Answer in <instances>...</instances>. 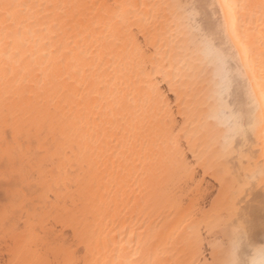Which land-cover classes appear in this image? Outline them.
Returning <instances> with one entry per match:
<instances>
[{
  "label": "snow or ice",
  "instance_id": "snow-or-ice-1",
  "mask_svg": "<svg viewBox=\"0 0 264 264\" xmlns=\"http://www.w3.org/2000/svg\"><path fill=\"white\" fill-rule=\"evenodd\" d=\"M257 184L264 0H0V264H264Z\"/></svg>",
  "mask_w": 264,
  "mask_h": 264
},
{
  "label": "bare ground",
  "instance_id": "bare-ground-1",
  "mask_svg": "<svg viewBox=\"0 0 264 264\" xmlns=\"http://www.w3.org/2000/svg\"><path fill=\"white\" fill-rule=\"evenodd\" d=\"M218 187L216 181L211 176H205L203 170H201L193 189L205 194L218 190ZM192 195L195 196L196 191H192ZM262 202H264V189H261L257 184L248 191L247 195L243 196L240 204L237 205L242 211L249 213L255 236L258 240L264 237V204Z\"/></svg>",
  "mask_w": 264,
  "mask_h": 264
}]
</instances>
